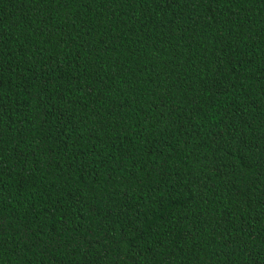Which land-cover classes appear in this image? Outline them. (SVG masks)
<instances>
[{"label":"trees","instance_id":"trees-1","mask_svg":"<svg viewBox=\"0 0 264 264\" xmlns=\"http://www.w3.org/2000/svg\"><path fill=\"white\" fill-rule=\"evenodd\" d=\"M0 264H264V0H0Z\"/></svg>","mask_w":264,"mask_h":264}]
</instances>
